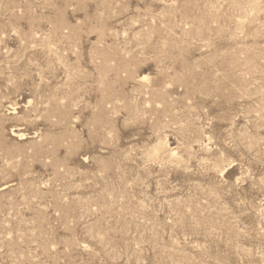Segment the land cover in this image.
Segmentation results:
<instances>
[{
    "label": "rangeland",
    "instance_id": "374dc122",
    "mask_svg": "<svg viewBox=\"0 0 264 264\" xmlns=\"http://www.w3.org/2000/svg\"><path fill=\"white\" fill-rule=\"evenodd\" d=\"M0 264H264V0H0Z\"/></svg>",
    "mask_w": 264,
    "mask_h": 264
}]
</instances>
